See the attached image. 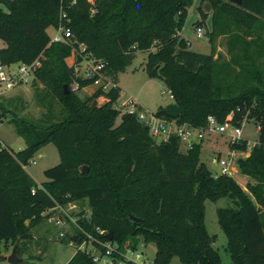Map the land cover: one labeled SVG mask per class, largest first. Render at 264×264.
Here are the masks:
<instances>
[{"label": "trees", "instance_id": "trees-1", "mask_svg": "<svg viewBox=\"0 0 264 264\" xmlns=\"http://www.w3.org/2000/svg\"><path fill=\"white\" fill-rule=\"evenodd\" d=\"M190 2L93 0L91 14L85 0H0V40L4 43L0 64H28L37 59L31 80L41 84L46 109L31 120L0 104L8 115L6 121L24 143L16 151L0 146V239L28 241L29 229L55 207L84 202L86 212L80 211L76 219L78 229L66 240L75 246L89 242L99 254L108 242L114 246L109 254L112 264H136L122 253L125 243L133 249L139 241L154 244L150 264H168L172 256L180 264H222L212 247L213 236L205 230L203 202L227 197L232 206L215 210L230 257L227 264H264V151L258 145L264 139V82L246 53L237 62L238 72L245 69L251 84L213 75L209 34L208 54L186 48L179 32ZM202 2L213 8L211 27L216 13H221L260 39L257 28L264 21V0ZM198 11L204 18L200 6ZM59 24L69 29L74 43L48 42L47 28ZM77 44L102 60V73L115 84L135 51L147 50L143 70L170 90L178 109L173 118L177 124L202 128L207 116L221 123L228 114L234 124L243 117L252 119L259 127L258 143L246 157L236 159L239 173L252 182L241 187L231 176L208 169L199 161L201 141L187 150L180 149L173 134L156 142L134 115L115 109L117 84L98 106L91 97L81 98L70 91L73 81L79 88L92 82L74 78L65 64ZM54 99L60 106L57 116L50 112ZM161 108L154 114L171 119ZM49 142L59 160L43 170L45 179L36 184L24 166ZM246 145L240 140L228 147L244 151ZM83 165L84 173L80 171ZM15 249L19 251L18 246ZM64 264L96 263L88 252L75 249Z\"/></svg>", "mask_w": 264, "mask_h": 264}, {"label": "rangeland", "instance_id": "rangeland-1", "mask_svg": "<svg viewBox=\"0 0 264 264\" xmlns=\"http://www.w3.org/2000/svg\"><path fill=\"white\" fill-rule=\"evenodd\" d=\"M90 1L93 2V0H85L89 9L92 7ZM199 1L191 0L185 7L186 15L182 21L179 37L186 42V48L193 52L208 54L210 52L207 38L209 34L212 38L213 58L215 59L213 75L219 79L224 78L228 81H234L236 78L238 82L251 84L252 82L248 75L244 73L245 69L242 72H238L240 63L237 62L246 53L251 57L253 67L257 69L264 82V21L260 22L257 28L260 39L254 38L253 35H248L247 31L235 25L221 13H216L211 27L210 15L213 8L208 4L209 9L204 13L205 17L201 18L198 6L202 9L205 2L200 4ZM196 28L201 33L199 37L196 35ZM47 32H50V28ZM148 50H153V48H148ZM146 51H135L131 62L123 71L117 74L116 82L121 89L122 96L130 95L134 97L142 107L154 113L158 106L163 107L172 103V99L168 98L165 92L166 87L159 79L149 78L145 74L143 63ZM64 61L65 64L70 63L68 60ZM14 68L15 65L10 64L8 69L12 71ZM31 79L32 76L27 82L18 83L7 93L0 95V104L4 108L13 109L19 116L35 120L46 109L43 106L45 101L41 99L42 86L38 81H32ZM238 82L235 81V84ZM77 95L82 97L84 93L80 90ZM59 109L60 106L55 99L50 101V112L54 116H57ZM0 112L2 113L0 117L1 141L14 151L22 149L24 146L23 140L16 135L12 125L6 121L8 115L2 110ZM118 120L119 115L116 117L115 123H118ZM240 123H243L240 140L246 141V150L230 149L228 144L237 143L238 141L231 142L224 135L206 133L200 142L199 161L203 162L208 169H211V165H216L219 159L227 160L229 158L231 165L235 169L231 177L243 187L245 182H252V180L239 173L236 159L248 155L251 145L258 141V130L256 123L250 118L246 119L243 117L240 119ZM180 149L183 150L181 144ZM58 160L56 148L49 142L34 152L24 166V170L36 184H39L45 179L43 170L55 165ZM203 205L205 230L209 235L213 236L212 247L216 250L221 263L227 264L230 262V257L225 248V236L216 221L215 210L218 207L232 206V202L227 197H221L215 201L204 200ZM80 211L86 212L84 202H77L74 209L67 211L69 218L65 219V225L61 227H57L52 220L47 221V219L43 218L38 224L29 229L31 238L23 243L18 240L5 241L0 239V264H11L6 257L10 254L14 245L19 248V251L15 253L17 258L21 260L15 264H64L75 251V244L68 243L66 238L77 230L75 221L81 216L82 213ZM101 231L99 230V232ZM60 232L61 236L59 235ZM140 244H142L141 241L137 244L138 251H142L146 259L145 263H147L154 255V244L148 242L145 245L142 244L143 246H139ZM84 246L86 250H92L94 254L97 253L89 242H86ZM168 264L180 263L176 256H172Z\"/></svg>", "mask_w": 264, "mask_h": 264}, {"label": "built area", "instance_id": "built-area-1", "mask_svg": "<svg viewBox=\"0 0 264 264\" xmlns=\"http://www.w3.org/2000/svg\"><path fill=\"white\" fill-rule=\"evenodd\" d=\"M90 2L92 5L93 2ZM89 12L91 14L94 12L92 7L89 9ZM195 30L196 35L198 37L201 36L199 29L196 28ZM48 38L49 43L63 42L69 44L75 42L69 29L66 26L60 24L50 28ZM77 45L78 49L72 48L71 50L73 53V60L68 65L71 67L73 77L80 79H91L92 82L90 84H94L96 86L97 93L107 97L106 92L116 87L115 82L102 73V60L93 57L88 52H84L82 45ZM38 64L39 62L37 59L28 64L19 62L15 64V68L12 71L7 69V65L0 64V84H2L5 89H10L18 83L27 82L32 76L33 69ZM80 88L78 87L76 81H73L69 85V90L73 92H77ZM165 92L168 98L172 99L170 90L166 89ZM161 93H163V91H161ZM114 107L120 114L125 113L134 115L138 121L142 122L147 127L149 135L156 142L166 141L171 134L175 135L182 145L183 150H187L191 148L193 144L200 142L206 133L224 135L231 142L239 141L241 138V126L243 123H240V121L237 124L232 123L230 121V114H228L221 123L216 122L212 116H207L204 127L194 128L185 123L177 124L174 119H167L165 117L155 115L146 108L142 107L138 101L131 96H121L119 94L114 103ZM256 128L257 130L259 129L258 125H256ZM258 145L264 151V139L259 142ZM0 146H2L1 142ZM213 165L220 171V174L231 176L232 173L235 172V169L231 165V160L229 158H227V160L219 159L216 165ZM76 203L77 202H71L63 206L61 205L55 207L45 219H47V221L52 220L53 223L57 225V227L64 226L65 219L69 218L67 211L74 209L76 207ZM59 235L61 236V232ZM69 243L71 244V242ZM84 244L85 243L83 242L80 245L75 246V249L85 250L88 252L92 257L93 262L96 264H112L109 254L114 248L113 245L106 242L104 243L103 254H99L98 252L94 254L92 250H86ZM139 246L143 245L140 244ZM123 250L122 257L125 260L132 261L136 264H150V261L145 263L146 259L142 251H138V245L132 249L127 245V243H125Z\"/></svg>", "mask_w": 264, "mask_h": 264}, {"label": "water", "instance_id": "water-1", "mask_svg": "<svg viewBox=\"0 0 264 264\" xmlns=\"http://www.w3.org/2000/svg\"><path fill=\"white\" fill-rule=\"evenodd\" d=\"M227 1L232 2V3H236V4H238L240 2V0H227ZM208 9H209L208 3L205 2L202 6V11L204 13H206L208 11ZM174 18L177 19V16H174ZM62 90H63V92H67V86L63 85ZM161 112L165 116H167L171 119L176 118L178 116V109L174 103H169V104H166L165 106H163L161 108ZM86 170H87V168L85 165L81 166L80 171L82 173H84ZM211 170H212V172H214L217 175L220 174V171L217 168H215V166L213 164L211 165ZM130 218L132 220L135 219L134 217H130ZM106 237H107V239H110V232H108ZM15 252H16V250H15V245H14L11 249L10 254L6 257L7 261L11 264H15V263H18L21 261L20 259L17 258Z\"/></svg>", "mask_w": 264, "mask_h": 264}, {"label": "crops", "instance_id": "crops-1", "mask_svg": "<svg viewBox=\"0 0 264 264\" xmlns=\"http://www.w3.org/2000/svg\"><path fill=\"white\" fill-rule=\"evenodd\" d=\"M49 28H51V27H48L47 28V31H48ZM47 33H49V32H47ZM2 46H4V43L2 42V40H0V47H2ZM64 60H68V61H70V63L72 62V60H73V53H72V51L70 52V54L67 57H65ZM70 63H67L66 65L68 66ZM15 64L16 63H14V65ZM8 68H9V65H7V69ZM117 86H118V84H117ZM12 88L5 89V87L2 84H0V95H3L5 93H7ZM118 88H119V86H118ZM80 90L84 93V95L82 97L81 96H79V97H81V98H83V97H91V101H93L95 103V105H97V106L98 105H101V104H103V103H105L107 101V97H105V96L100 95L99 93H97L96 86L94 84H88L86 86H83L78 91H80ZM77 92H76V94H77ZM119 94L122 96V93H121V89L120 88H119ZM128 96H130V95H128ZM0 142H1L2 145H4V143L1 141V139H0ZM244 177H246V176H244Z\"/></svg>", "mask_w": 264, "mask_h": 264}]
</instances>
